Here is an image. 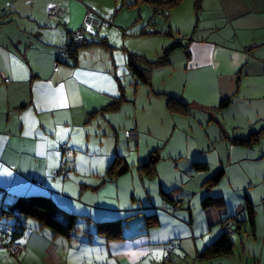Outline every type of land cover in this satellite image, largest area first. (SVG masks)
Returning a JSON list of instances; mask_svg holds the SVG:
<instances>
[{"label":"crops","instance_id":"1","mask_svg":"<svg viewBox=\"0 0 264 264\" xmlns=\"http://www.w3.org/2000/svg\"><path fill=\"white\" fill-rule=\"evenodd\" d=\"M37 1L0 0V206L48 195L62 213L74 215V227L65 237L34 219L1 220L10 233L0 230V264H264V0H203L192 37L152 71L149 84L130 73L129 50L114 56L106 42L112 32L87 38L85 11L115 24L118 0L115 9L103 0L109 7L103 12L91 0H47L29 9ZM128 4L135 12L138 4ZM145 11L137 10L133 25L116 23L123 45L127 37L146 39L151 17ZM78 29L85 39L74 46L70 35ZM36 30L44 37L38 43L29 37ZM94 41L111 56L87 62L75 54ZM99 114L108 117L103 134L124 117L117 136L135 151L124 156L130 171L113 181L103 170L107 159L122 156L118 142L110 156L104 150L98 160H74L78 132ZM196 163L204 169L195 170ZM60 167L68 175L57 186L52 178ZM146 216L156 225L145 227ZM115 222L118 238L99 235L98 224ZM21 224L22 233L12 237ZM226 229L233 231L232 252L201 258ZM10 242L23 246L19 256L7 250Z\"/></svg>","mask_w":264,"mask_h":264},{"label":"rangeland","instance_id":"2","mask_svg":"<svg viewBox=\"0 0 264 264\" xmlns=\"http://www.w3.org/2000/svg\"><path fill=\"white\" fill-rule=\"evenodd\" d=\"M30 1L32 2V0ZM91 1H92L91 3L94 6H96L98 9H100L102 12L109 10V7L104 3L103 0H91ZM106 1H108V5L111 6L112 8L114 9L117 8V5L115 6L113 5L114 0H106ZM118 1H119V7L121 5L122 7H120V9H118L117 11L115 10L114 11L115 13L111 17L113 19L116 16L115 24L113 23L112 20H108L100 16L98 13H96L95 11L91 9H87L88 11L92 12L94 17L100 18L101 20H104L106 22V24H101L99 26L90 28V30L87 32V38L88 39L92 38L91 35H94V34L98 35V37L95 36L96 39L102 38L104 33L112 32V34H110L109 40L108 41L106 40V42L107 44H110V45L113 44L112 46L115 47L114 56L116 58L118 57V55L123 56L122 54L123 53L125 54V52L129 50L130 54L133 53L135 55H140L144 57L145 55H143V53H145L146 55H148V60H147L148 62H156L157 59L162 56L163 51L170 47L167 44L163 47V44H164L162 42L163 38L172 40L173 42L170 45H173L176 42H180L185 45L186 44L185 42H188V39L192 37L193 31L196 29L195 26L197 22V14L200 11V7H202L203 0H182L177 6L169 10L168 13L170 14V16H168L167 19L164 18L163 16L159 17V15L152 12L151 8L148 5L143 4L141 2H139L138 5L136 4L137 5L136 10L135 12H132L131 10H128L130 7H133L131 4L130 5L128 4V0H118ZM209 1L210 0H207V2ZM46 3H47V0L37 1L34 3L37 6L29 5V9L34 11L35 7L38 8L39 6H44ZM142 5L143 7H141ZM139 8H142L144 12H146L145 11L146 8L150 11L148 13L149 17H151L150 24H149V27L146 29L147 30L146 34H144L146 39H141V38L135 39L132 37H127L126 44L123 45L122 38L121 37L118 38L117 32L119 31V28L117 26L118 24L116 23L121 20L120 23L123 22L124 24H127V25L132 23L131 25H133V21L137 17V10ZM29 14H30V10H27L28 16H26V18H23V20L28 21L29 20L28 17H30ZM39 15H42V13H39ZM45 16L46 18H49L46 15V13H45ZM83 19H84V16H83ZM83 19H82V24H83ZM164 26H165V33H162L161 30L164 29ZM137 27L134 29H137ZM150 30H153V32L155 31V33L151 32ZM169 33H171V36L169 35ZM38 34H42L41 31L36 30L34 32H29V37L32 36L31 39L38 43L39 39L40 41L44 40V37L41 36L39 38ZM183 37L185 39H183ZM96 42L97 41H94L93 44L89 46H85V47L84 45H81L80 47L74 49L75 54L78 53L79 54L78 57L82 55H86L87 62H91V61L96 62L97 58L98 60L101 59V56H104V57L111 56L109 53L110 51H108L109 48H107L105 44H100ZM173 63L174 65L178 64L177 61H174ZM124 83L125 85H127V82H124ZM145 109L147 110L146 106H145ZM123 118L124 117L119 118V120H122V123H117L118 127L115 125V123L111 122V124L113 125V129L112 130L109 129L107 134H103L105 131V128H108V126L105 127L106 123H108V117L105 114H99L96 118L93 119V122L91 124H88L86 128L81 129V131L78 132V134H80L79 141L76 143L75 148L72 149L77 152V155L74 160L81 159L82 161L84 160L86 161L87 159H92V158H95L94 160H98L99 158L103 156L104 153L102 151L104 150L107 153V155L110 156L114 149V146H116V142H118L117 144V146H119L118 150L123 157L130 155L131 152H135L134 149H131V151L127 149V144H126L127 138H125V136L124 137L117 136V132L119 128H121V125H123ZM129 119H131L130 116H129ZM70 144L72 145V143ZM71 145H67L66 146L67 149H71ZM132 146H134V144ZM70 155L71 154H69V156ZM111 161L109 162V164L111 163ZM109 164H108V159H107L105 163L106 167ZM106 170L107 168H105L103 172L105 173ZM55 182L56 183L54 184L57 186L62 183L61 180H57V179ZM77 189L80 190L81 186H77ZM0 203H1V199H0ZM1 220L4 223L5 222L11 223L12 221H15L13 217L7 218L5 216L0 217V221ZM1 227L2 226L0 225V230L4 231L7 235H9L10 232H8V227H2V228ZM172 246L173 245H171V247ZM172 248H174V246ZM166 256H167V253H166ZM142 264H151V262H149L148 260H145ZM165 264H167V262H165Z\"/></svg>","mask_w":264,"mask_h":264},{"label":"trees","instance_id":"3","mask_svg":"<svg viewBox=\"0 0 264 264\" xmlns=\"http://www.w3.org/2000/svg\"><path fill=\"white\" fill-rule=\"evenodd\" d=\"M181 1L182 0H135L134 2L135 5L138 4L139 2L146 4L152 9L153 13L158 15V12L160 11L161 13L159 17L163 16L164 18H167L169 10L177 6ZM70 41H71V35H70ZM179 47H182L179 42L170 45L169 48L163 51L162 56L158 58L156 62H148L144 56L135 55L133 53L132 54L127 53L126 56L127 67L130 73L135 78H137L138 81H140L143 84H149L150 75L152 71L166 65V63H168L169 55ZM66 49L68 52L69 47H67ZM59 54L56 57L55 64L58 63ZM59 64H61V62ZM172 101H174L172 98H169L167 100L169 108ZM128 140L133 144V141L129 137ZM149 157L151 158V155ZM146 165L147 166L150 165L148 161L139 165L138 168L140 167L139 169L142 170L146 168ZM204 165L205 164L202 163H196L194 164V169L197 171H202L205 167ZM129 171L130 168L126 164L124 157L116 155L107 167V170L105 172V177L107 179L105 180L106 181L116 180L121 176L125 175L126 173H128ZM152 173L153 171L150 174ZM220 175H221L220 171L216 172L210 179L212 183H217V181L220 179ZM162 196L164 197V199L168 200L167 195L162 193ZM250 211H251L250 209H247L248 214L251 215ZM2 216L3 217L5 216L7 218L10 217L14 218V216H16V220L18 221L25 219H34L41 225V227H45L46 229L52 231L53 234L62 235L65 237H67L70 234V232L73 230L74 218H75L74 215L72 214L62 213L58 209L52 198L48 195H32V196L17 197V199L13 203H10L8 206L6 207L0 206V217ZM152 219L154 220V216H146L145 227L150 228L151 226L153 227L154 225H156L155 221H153V223L151 222ZM115 223L116 224H114V226L105 223L98 224L96 229L98 230L99 235L105 236L107 239L118 238L120 234L116 226L119 225L118 222ZM238 225H241V222H238ZM23 228L24 226L22 224L20 226L16 225V229L13 232L14 234H12V237L19 235V233H22L21 229ZM232 249H233V243L230 239L229 234L226 232L225 234L220 236L216 241L210 244L206 249H204L200 253V256L202 258V257H215L218 255L230 254L232 252Z\"/></svg>","mask_w":264,"mask_h":264},{"label":"built area","instance_id":"4","mask_svg":"<svg viewBox=\"0 0 264 264\" xmlns=\"http://www.w3.org/2000/svg\"><path fill=\"white\" fill-rule=\"evenodd\" d=\"M47 13L51 16H56L58 15V10L56 8H48L47 9ZM160 11L158 12V15H160ZM101 24H106V22L104 20H101L100 18H97V17H94L92 12L91 11H86L85 15H84V19H83V25L85 27H88V28H93V27H96V26H99ZM85 37H84V34L83 32H81L80 29H78L77 31H74L73 33H71V41H70V44L71 45H78L80 43H82L84 41ZM183 39H185L183 37ZM67 48V47H66ZM64 48L59 56H58V63L57 65L61 62V63H64L65 61V58L67 56V49ZM57 67V66H56ZM130 138L135 142L136 141V136L133 132L130 133ZM67 171L65 169H63L62 167L58 168L57 170H55L53 172V179L54 180H58L59 178H62V179H66L67 178ZM174 209H176V207H174ZM226 232L228 234H232L233 231L230 230V229H226ZM7 250L9 251V253L14 256V257H17L19 256V254L22 252L23 250V246L19 243H16V242H10L8 243V245L6 246ZM173 249L174 248H169L167 250V256H166V260L168 261L171 256L173 255Z\"/></svg>","mask_w":264,"mask_h":264}]
</instances>
